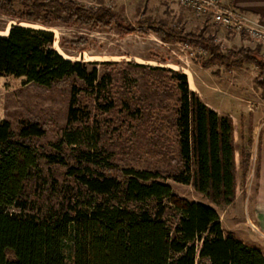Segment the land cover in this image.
<instances>
[{
  "label": "trees",
  "instance_id": "16d2710c",
  "mask_svg": "<svg viewBox=\"0 0 264 264\" xmlns=\"http://www.w3.org/2000/svg\"><path fill=\"white\" fill-rule=\"evenodd\" d=\"M0 9L18 20L0 34V77H23L41 87L71 78L67 126L78 120L77 95L82 89L104 111L114 108L110 99L100 104L107 99L104 93L111 76L100 74L94 65L89 67L92 62L61 55L53 47L55 38L49 27L54 21L87 26L112 22L128 33L135 27L109 8L88 7L74 0H0ZM142 26L162 40L206 50L203 67L252 63L258 68L259 84L264 86V58L256 49L239 47L222 52L202 30L183 32L162 22H144ZM129 63L173 81L171 88L177 98L172 124L181 168L171 177L191 184L213 203H232L238 168L232 118L206 105L190 89L182 70ZM155 90H160L158 85ZM123 105L130 113L128 102ZM44 133L37 120L21 121L17 131L11 130L8 120L0 121V264H68V257L71 264H264L257 248L224 234L212 205L178 195L158 171L109 166L118 175L106 174L107 166L98 157L96 125L66 127L59 140L79 148H72L77 153L67 173L83 187V201L76 200L66 210H48L42 218L15 211L41 162L65 165L59 154L48 153L38 143ZM240 157L244 180L248 157L243 151Z\"/></svg>",
  "mask_w": 264,
  "mask_h": 264
},
{
  "label": "rangeland",
  "instance_id": "374dc122",
  "mask_svg": "<svg viewBox=\"0 0 264 264\" xmlns=\"http://www.w3.org/2000/svg\"><path fill=\"white\" fill-rule=\"evenodd\" d=\"M74 1L88 7L109 8L124 23L136 28L128 33L112 22L87 26L71 21H54L49 27L55 38L53 47L61 55L72 60L92 62L94 64L89 67L94 65L100 74L111 76L107 92L104 93V98L107 99L100 104L104 105L110 99L114 102V108L104 111L95 103L93 96L82 89L77 95L76 106L80 110L78 120L67 126L70 86L73 81L71 78L50 87H41L25 82L23 77H0V121L8 120L11 130L17 131L21 121L37 120L45 129V133L37 140L38 143L48 153L59 154L65 162V165L41 162L40 171L32 175L17 201L18 205L13 209L42 218L48 210H66L76 200L83 201V187L67 173L68 166L73 163L74 153H77L73 149L79 148H73L65 142L60 143L59 140L66 127L73 129L91 124L98 128L97 152L99 160L107 166L106 174L118 175L109 170L110 167L158 171L178 195L212 205L219 215L225 235L242 238L248 227L244 223L247 219L244 216L246 192L240 168L241 157H238L239 182L236 195L230 204L213 203L191 184L175 181L171 176L180 170L181 160L178 139L172 124L173 107L177 98L176 91L171 88L173 81L167 75L159 77L129 62L182 70L191 87L195 83L204 99L225 111L231 110L236 99L239 87L235 80H246L255 89L251 96L248 95L252 106L239 111L236 114L237 119H240V115L248 118V114H260L261 119L264 117V105H257L253 101L258 98V93L264 96V86L259 84L257 78L258 68L252 63L236 65L247 64V76L243 78L244 71L241 67L227 68L221 64L203 67L202 62L208 54H200L186 43L162 40L154 31L142 26L144 22H162L181 28L183 32L197 33L202 30L205 36L220 37L225 44L224 51L239 48L228 42L227 34L226 38L221 36L219 26L206 17L196 16L190 10L180 7L176 0ZM17 22L16 18L0 9V34H5ZM21 24L33 25L24 22ZM261 48L264 49V46L254 42L251 49H256L263 57ZM156 85L160 90H155ZM200 99L204 102L202 97ZM125 101L128 102L130 113L126 108L124 110ZM248 101L244 103L248 104ZM246 126L248 123L245 130ZM241 151L245 153L244 148ZM67 263L71 264L69 257Z\"/></svg>",
  "mask_w": 264,
  "mask_h": 264
},
{
  "label": "crops",
  "instance_id": "0c3cea01",
  "mask_svg": "<svg viewBox=\"0 0 264 264\" xmlns=\"http://www.w3.org/2000/svg\"><path fill=\"white\" fill-rule=\"evenodd\" d=\"M226 5L236 7L244 12L252 15L258 21L264 25V0H222ZM205 18V17H204ZM217 26V25H216ZM221 30V36L227 34L228 42L231 45H237V47H253L254 42L247 40L243 35L232 32L226 28L219 27ZM224 38V37H223ZM226 38V36H225ZM260 53L264 58V49H260ZM247 64L242 66H234L233 68H242L244 71L243 78H246V72L248 71ZM240 68V69H241ZM250 76V74H249ZM238 84L236 99H234L233 107L230 111L219 110V107L209 103L201 93L198 91L197 86L193 83V87H189L195 91L199 97L204 99V103L215 110L221 115H228L232 118L234 126V142L236 148V162L238 166V157L240 152L244 148L248 157V168L243 181L244 190L246 192L244 198V223L247 224V230L243 237L235 238L241 240L245 244L257 248L264 256V117L261 119V115L251 116L248 114V118L240 115V119L236 118V114L243 109H250L252 105L251 101H248V95H252L255 89L252 85L245 82L235 80ZM247 91V92H245ZM258 98L253 99L255 104L264 105V96L262 93H258ZM248 101V104L244 102ZM251 117V119L249 118ZM248 119V120H247ZM248 123V126L245 125ZM245 143L243 144V140ZM237 184L239 182L238 168H237ZM237 198V196H236Z\"/></svg>",
  "mask_w": 264,
  "mask_h": 264
},
{
  "label": "built area",
  "instance_id": "2783aa9c",
  "mask_svg": "<svg viewBox=\"0 0 264 264\" xmlns=\"http://www.w3.org/2000/svg\"><path fill=\"white\" fill-rule=\"evenodd\" d=\"M177 4L190 10L194 15L208 18L213 24L243 35L247 40L264 46V25L252 15L236 7L226 5L222 0H176ZM221 51L225 44L220 37H213ZM200 54L206 50L197 49Z\"/></svg>",
  "mask_w": 264,
  "mask_h": 264
}]
</instances>
